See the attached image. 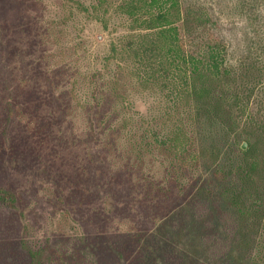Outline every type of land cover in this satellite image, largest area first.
Segmentation results:
<instances>
[{"label": "rangeland", "instance_id": "374dc122", "mask_svg": "<svg viewBox=\"0 0 264 264\" xmlns=\"http://www.w3.org/2000/svg\"><path fill=\"white\" fill-rule=\"evenodd\" d=\"M181 1L201 13L214 8L232 26L229 85L232 93L249 94L256 123L234 112L229 127L205 119L203 127L197 122L191 127L181 113L178 118L194 128L198 155L197 165L186 168L153 142L168 134V125L157 119L169 102L140 90L135 77L127 79L133 86L121 102L113 106L100 99L105 109L92 127L86 116L85 105L98 98L93 99L91 76L103 73L100 82L111 78L105 58L115 36L126 32L125 18L115 12L118 0L98 11V0H0V78L7 77L13 93L32 92L31 99L14 103L0 89V146L6 147L0 152L1 179L18 196L14 211L0 206V219L10 216L14 238L46 251L38 264H141L159 249V240L169 253L160 264H183L186 258L194 264H264V215L254 225L242 219L224 187L240 186L235 170L240 151L258 137L257 122L264 120V87L257 89L264 83V0ZM106 23L115 36L104 31ZM199 26L192 29L197 33ZM211 34L202 28L194 47L213 40ZM247 42L251 58L239 52ZM109 64L114 71L115 63ZM125 67L131 72V64ZM41 122L48 123L50 138L35 135ZM5 135L27 137L38 160L17 155L25 144L19 151L12 145V153ZM216 143L213 158L206 151ZM216 166L223 169L218 177ZM257 186L264 198V178ZM161 188L178 197L173 216L163 201L154 200Z\"/></svg>", "mask_w": 264, "mask_h": 264}, {"label": "trees", "instance_id": "16d2710c", "mask_svg": "<svg viewBox=\"0 0 264 264\" xmlns=\"http://www.w3.org/2000/svg\"><path fill=\"white\" fill-rule=\"evenodd\" d=\"M118 1L115 12L125 18L122 27L126 32L117 36L114 32H110L108 23L103 26L105 32L116 36L111 44L110 54L105 58V73L111 78L107 82H100L103 73L97 72L91 76L90 82L96 83L93 99L98 96L94 103L85 105L91 127L105 109L101 108L100 99L112 100L114 106L129 94L133 86L127 80L129 77L136 78L140 90L151 91L152 94L160 95L169 102L164 116L157 119L168 125V134L162 141H158L156 137L153 142L173 155V160L179 168L197 165L198 162L194 146L195 131L194 128L189 130L187 123L193 127L194 122L200 124V121L205 119L208 124L216 121L221 128H226L229 127L228 123L234 122L233 113L241 112L247 116V123L252 121L256 124L250 109V96H247L249 94H243L241 91L239 93L238 89L232 93L230 88L229 84L233 78L227 66V56L234 47V38L230 37L232 26L220 20L216 9L201 13L193 7L185 6L181 0ZM107 2L108 0H98L94 10H101L103 4L106 5ZM195 23L200 25L197 33L192 29ZM202 28L211 31L213 40L204 44L198 42L194 47L193 44ZM246 44L247 46L239 48V52H244L248 54L246 57L251 58L253 48L248 42ZM117 61L119 63H116ZM109 62L115 63L114 71L107 69V66L111 65ZM126 64L132 65L131 72L125 67ZM9 82L6 76L0 78V89L4 88L6 95L9 94V99L14 103L32 98L29 89H20L13 93ZM223 83L224 85H221ZM258 87V90L260 88L263 90L264 83H260ZM181 113L187 117V123H183L178 118ZM7 122L9 123L10 120ZM46 124L48 123L41 122L36 129L35 135L40 138L39 140L50 138L45 132ZM257 124L258 137L251 142L248 141L247 149L240 151L242 158L235 166L240 186L224 184L232 207L237 209L242 219L251 222L252 225L257 224L256 220L263 218L264 215V198L261 186H257L258 180L264 178V120ZM204 125L205 123H201V127ZM7 131L5 126L4 133ZM214 135L217 137L219 134L214 132ZM1 139L3 141L5 139L10 144L8 148L12 153H15L13 146L19 151L20 145L26 146L28 140L25 136L20 140H13L11 135H5V138ZM143 141L146 145H151L148 138L143 137ZM2 144L0 152L6 149L5 143ZM28 146L17 155L28 154L32 157L31 160H38L36 147L29 143ZM218 150L219 146L216 143L213 144V150H207L206 153L209 155L213 153L214 158ZM2 162L0 158V206L14 211L18 205V196L13 184L9 181L4 183L1 179L4 175ZM222 170L221 167L216 166L215 176L222 174ZM173 191L170 188H161V195L154 198L163 201L169 216H173L176 208L180 206L178 197H175ZM74 193L77 194V191ZM88 197H91V194ZM5 218L7 219L4 221L0 219V264H38V261L45 257L46 251H34L28 247L24 238H14L16 232L13 230L16 227L12 226L10 216ZM49 245L47 250L50 251ZM167 254L169 253L164 242L159 240V249L153 251L151 258H145L141 264L156 262L160 264ZM183 264H194V262L186 258Z\"/></svg>", "mask_w": 264, "mask_h": 264}, {"label": "water", "instance_id": "95a60500", "mask_svg": "<svg viewBox=\"0 0 264 264\" xmlns=\"http://www.w3.org/2000/svg\"><path fill=\"white\" fill-rule=\"evenodd\" d=\"M243 147H245V145Z\"/></svg>", "mask_w": 264, "mask_h": 264}]
</instances>
